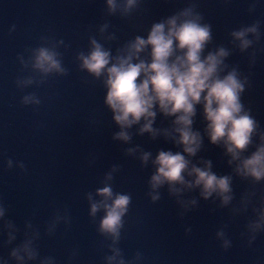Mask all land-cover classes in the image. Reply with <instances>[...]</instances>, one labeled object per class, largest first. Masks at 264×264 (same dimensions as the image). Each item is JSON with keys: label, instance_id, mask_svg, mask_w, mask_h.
Masks as SVG:
<instances>
[{"label": "clouds", "instance_id": "obj_1", "mask_svg": "<svg viewBox=\"0 0 264 264\" xmlns=\"http://www.w3.org/2000/svg\"><path fill=\"white\" fill-rule=\"evenodd\" d=\"M142 3L143 0H103L104 22L94 26V33L90 26L87 47L73 57L76 70L85 73V83L99 82L104 92L103 107L117 129L111 140L126 145L123 155L137 160L141 170L150 168L145 192L149 202L158 203L161 190L166 191L178 207L180 219L199 207L200 200L215 205L210 212L227 209L228 222L221 223L214 233L225 252L232 247L226 229L235 218L246 217L239 236L244 247H251L264 233V187H260L264 185V127L243 96L251 87L250 70L258 54L264 52V46H260L264 36L262 21L257 18L250 24H241L228 31L227 45L216 44L213 26L198 10L197 0H188L185 7L153 21L142 35H133L113 48L119 38L107 18L128 19L141 9ZM257 4L258 0H250L247 13H254ZM15 28V24L11 25L9 34ZM68 47L63 39L44 35L38 38L37 46L25 47L16 55L23 74L15 77V88L23 92L29 87L39 88L50 77L67 76L69 69L60 49ZM234 52L247 53L248 72L242 71L239 64L228 63ZM19 103L36 111L42 100L32 91L23 94ZM197 117L200 127L195 126ZM145 135L150 142L161 140L172 148H157L153 154L133 144L134 137ZM205 140L220 150L229 169L226 174L214 171L213 161L200 155L207 151ZM94 162V158L89 160V165ZM3 163L6 171H27L22 160L6 157ZM120 171L121 165H111L99 186L84 193L87 216L102 238L99 249H106L100 257L102 264H141L144 257L140 251L126 259L119 246L132 204L131 193L114 188L113 181ZM234 180L247 185L238 200ZM193 192L197 195H190ZM9 208L0 199V248L8 249L6 256L0 255V264H57L54 255H41L40 228L26 219L21 229L8 218ZM71 224L69 209L54 206L44 223L43 236L53 237L60 225L67 231ZM189 233L191 228H185V234ZM18 235L21 238L14 243ZM77 255L78 249H72L66 264H71Z\"/></svg>", "mask_w": 264, "mask_h": 264}, {"label": "water", "instance_id": "obj_2", "mask_svg": "<svg viewBox=\"0 0 264 264\" xmlns=\"http://www.w3.org/2000/svg\"><path fill=\"white\" fill-rule=\"evenodd\" d=\"M249 2L197 0L198 10L213 26L214 43L227 45L229 30L257 18L262 21L264 33V0H258L252 14L246 11ZM187 3L188 0H143L141 9L128 19L108 17L119 38L112 47L133 35H142L153 21ZM102 8L103 0H0V199L10 206L8 218L21 229L23 222L31 219L42 234L38 242L41 255H54L57 264H66L72 249H78V255L71 264H102L100 257L106 249H99L102 238L97 236L87 216L84 193L99 186L100 178L111 165L119 164L121 171L115 176L114 188L132 194L119 245L126 259L140 251L144 257L141 264H264V233L251 247H244L239 236L246 217H237L229 224L226 231L232 247L225 252L214 233L221 223L228 222L227 209L210 212L215 205L200 200L199 207L180 219L179 209L166 191L161 190L162 199L156 204L145 196L150 168L141 170L137 160L123 155L126 145L111 140L117 129L111 123V114L103 107L104 92L99 82L85 83V73L78 72L73 62L75 53L87 47L90 26L94 33V26L104 22ZM13 24L15 31L9 34ZM42 35L63 39L69 45L67 50L60 49L69 74L50 77L39 88L29 87L20 92L13 83L17 75L23 74L16 55L25 47L37 46ZM260 46H264V36ZM228 63L239 64L242 71H249L247 53L234 52ZM250 71L251 87L243 99L264 127V52L258 54ZM32 91L42 100L36 111L19 103L23 94ZM199 119L196 127L201 126ZM133 144H140L153 154L157 148H172L161 140L150 142L146 135L134 137ZM205 146L207 151L200 155L213 161L214 171L226 174L229 169L220 150L209 146L206 140ZM6 157L22 160L26 173L21 174L16 168L6 171L3 163ZM93 158L95 162L89 165ZM246 187V183L234 180L237 200ZM54 206L67 207L72 224L67 231L60 225L55 236L46 237L43 226ZM188 227L191 233L186 235ZM20 238L18 235L14 243ZM7 252L8 249L0 248V255L6 256Z\"/></svg>", "mask_w": 264, "mask_h": 264}]
</instances>
